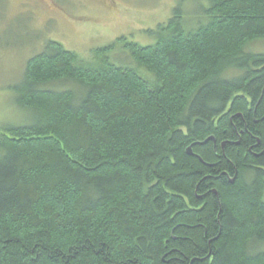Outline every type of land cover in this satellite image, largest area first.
<instances>
[{"label": "trees", "instance_id": "obj_1", "mask_svg": "<svg viewBox=\"0 0 264 264\" xmlns=\"http://www.w3.org/2000/svg\"><path fill=\"white\" fill-rule=\"evenodd\" d=\"M204 1L153 45L86 61L49 40L27 62L0 133V264H264V0Z\"/></svg>", "mask_w": 264, "mask_h": 264}, {"label": "rangeland", "instance_id": "obj_2", "mask_svg": "<svg viewBox=\"0 0 264 264\" xmlns=\"http://www.w3.org/2000/svg\"><path fill=\"white\" fill-rule=\"evenodd\" d=\"M205 5L204 0H0V133L23 120L10 88L47 41L54 40L87 61L93 50L118 39L153 45L147 32L167 24L177 6L183 9L187 28L196 29ZM251 49L264 53V40ZM116 51L124 52L122 45ZM137 69L151 79L144 69Z\"/></svg>", "mask_w": 264, "mask_h": 264}]
</instances>
